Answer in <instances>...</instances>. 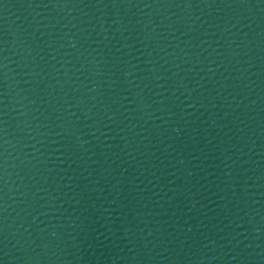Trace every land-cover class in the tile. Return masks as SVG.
<instances>
[{"label": "water", "instance_id": "water-1", "mask_svg": "<svg viewBox=\"0 0 264 264\" xmlns=\"http://www.w3.org/2000/svg\"><path fill=\"white\" fill-rule=\"evenodd\" d=\"M264 136V0H0V214Z\"/></svg>", "mask_w": 264, "mask_h": 264}]
</instances>
